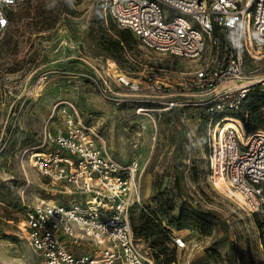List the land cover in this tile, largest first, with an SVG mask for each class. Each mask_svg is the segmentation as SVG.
Masks as SVG:
<instances>
[{
	"label": "rangeland",
	"instance_id": "rangeland-1",
	"mask_svg": "<svg viewBox=\"0 0 264 264\" xmlns=\"http://www.w3.org/2000/svg\"><path fill=\"white\" fill-rule=\"evenodd\" d=\"M124 31L104 15L100 0H34L18 8L0 34V264L37 260L21 230L26 205L68 200L30 162L45 132L61 127L55 107L64 101L85 122H95L118 161L137 162L141 202L131 223L154 264V246H164L160 260L168 257L172 264H264L263 217L210 178L218 121L233 117L247 132L264 130V80L252 84L239 110L216 117L207 112L210 98L201 95L190 97L186 108L165 110L160 102L166 99L137 101L125 91L118 104L108 99L107 68L143 81L150 71L199 66L151 51ZM251 70L264 76V61L249 63ZM171 85L170 92L179 90L178 83ZM147 218L160 226L163 240L148 237ZM176 235L186 238L185 249L174 246Z\"/></svg>",
	"mask_w": 264,
	"mask_h": 264
},
{
	"label": "built area",
	"instance_id": "built-area-1",
	"mask_svg": "<svg viewBox=\"0 0 264 264\" xmlns=\"http://www.w3.org/2000/svg\"><path fill=\"white\" fill-rule=\"evenodd\" d=\"M34 0H0V34L12 14ZM102 11L119 28L130 31L147 49L199 63L187 70L150 71L143 81L115 75L108 69L111 93L140 99H166L165 110L190 106V97L203 96L208 114L235 112L264 76L247 71L249 63L264 61V0H100ZM163 73L159 75L158 73ZM112 73L113 76L110 74ZM161 77V79H159ZM178 83L179 90L170 92ZM106 93H108L106 91ZM55 109L63 122L45 132L30 162L68 200L42 198L25 206L24 238L36 255L33 264H154L138 246L131 213L141 202L138 164L121 163L98 134L95 122H85L72 103ZM211 134L210 178L233 184L236 198L249 212L264 219V130H219ZM242 196V199L236 196ZM183 250L187 240L174 236Z\"/></svg>",
	"mask_w": 264,
	"mask_h": 264
},
{
	"label": "bare ground",
	"instance_id": "bare-ground-1",
	"mask_svg": "<svg viewBox=\"0 0 264 264\" xmlns=\"http://www.w3.org/2000/svg\"><path fill=\"white\" fill-rule=\"evenodd\" d=\"M256 51H257V53H259V52L264 53V49H262V50L256 49ZM112 64H115V63H112ZM219 130L220 131L234 130V131H237V133H239L242 137H244V135H245L244 132L247 133L245 126H244V123L238 119L233 118V117H226L223 120H221L220 125H219ZM257 131H261V130H257ZM248 132H250V131H248ZM31 163H34V160H32ZM216 184L220 190H227L230 192L235 191L233 184L224 177H217L216 178ZM236 196L238 198L242 199V196L240 194L236 193Z\"/></svg>",
	"mask_w": 264,
	"mask_h": 264
},
{
	"label": "trees",
	"instance_id": "trees-1",
	"mask_svg": "<svg viewBox=\"0 0 264 264\" xmlns=\"http://www.w3.org/2000/svg\"><path fill=\"white\" fill-rule=\"evenodd\" d=\"M123 33H130V31L127 30V31H124ZM146 221H147V223H146L147 224L146 231L149 234L148 237H151V236H154V235H158L159 236L158 239L163 240L164 236H163L162 230L160 229V226L159 225L151 226L152 225V220L150 218H147ZM132 227H133V225H132ZM154 228H157L156 232L154 231ZM133 230H134V233H135V229L134 228H133ZM135 236L137 237L136 233H135ZM153 249H154V258H156L157 261H158L157 264H172L173 263V260H171L168 257H166L163 260H160L161 256H165V248H164V246H154Z\"/></svg>",
	"mask_w": 264,
	"mask_h": 264
}]
</instances>
